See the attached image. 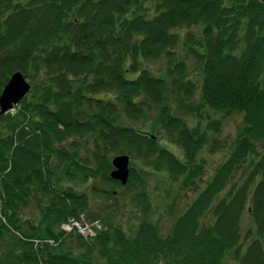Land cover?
<instances>
[{"label":"trees","instance_id":"obj_1","mask_svg":"<svg viewBox=\"0 0 264 264\" xmlns=\"http://www.w3.org/2000/svg\"><path fill=\"white\" fill-rule=\"evenodd\" d=\"M194 27L199 36L187 37L199 45L189 50L202 82L200 104L190 108L200 120L189 127L172 108L164 77L181 63L157 76L143 62L172 61L181 30ZM15 72L36 87L19 115L0 114V251L7 244L0 264H226L227 256L264 264L263 0H0V95ZM184 87L190 92L193 84ZM100 93L109 100L97 98ZM153 106L182 159L123 122L143 118ZM205 108L243 113L244 121L229 156L167 234L149 218L132 234L115 225L90 238L62 230L69 218L89 211L87 193L74 185L97 178L124 188L134 179L142 184L132 167L125 186L110 177L109 155H124L125 146L156 156L183 189L197 187L205 174L200 152L213 147L210 133L221 131ZM25 122L30 127L18 131ZM250 196L255 226L243 239ZM139 197L147 214L149 202ZM32 199L38 224L22 218ZM69 236L81 253L66 249Z\"/></svg>","mask_w":264,"mask_h":264},{"label":"rangeland","instance_id":"obj_2","mask_svg":"<svg viewBox=\"0 0 264 264\" xmlns=\"http://www.w3.org/2000/svg\"><path fill=\"white\" fill-rule=\"evenodd\" d=\"M200 31L198 27L181 30L182 38L177 48L176 56L172 61L164 57L156 60L147 59L143 62L144 66L157 76L165 75L164 71L168 67L181 63L173 70L174 72L172 74L168 73V75L164 77L168 82L171 106L176 114L181 116L189 127H195L198 124V120H200L194 117V112H192L190 108L200 104L199 92L202 82V71L199 68L200 63L189 50L191 47L199 49V45L192 44L194 39L192 40L191 37H187V33L191 32L199 36ZM182 61L184 64H182ZM134 76L135 75L131 77ZM27 80L35 89L36 84L29 78ZM187 82L193 84V88L190 89V92L185 91L184 86ZM96 97L109 100V94L100 93L97 94ZM22 111V105H20L14 110H11L10 114L12 116H17ZM206 111L209 112V115H212V118L216 117L219 119L221 122V131L218 133H210L209 142H211L209 144L213 145V147L206 146L200 152L198 160L204 162L205 174L202 180L198 182L197 187L183 189L180 181H172L167 173L165 164L162 162L158 163L156 156L144 158L139 156L130 147L125 146L123 149L124 154L131 158V167L143 178L142 184L139 179H137L138 183H136V179H134L135 183L132 187L124 188L110 182H105L101 178H97L83 185H74L79 192L87 193L89 197L90 207L88 213L85 214V218L89 221H100L102 229L104 228V230L107 225L120 226L127 234L135 232L139 223L144 218H149L158 222L162 232L167 234L172 229L176 219L187 209L188 205L205 187L206 182L214 174L216 168L229 156L244 121L243 113L236 112L224 114L220 112L216 113L214 110L209 111L208 108L203 109V113ZM157 113V107L153 106L152 109L146 110L143 118L136 120L124 116L123 122L138 132L151 136L156 141V147L158 149L169 150L177 158L182 159V148L157 122ZM202 123H205V121H202ZM28 126L30 127V123L28 122L20 124L18 126V131L27 129L26 127ZM86 146L88 151L93 150V141L86 143ZM85 149L81 150V154L84 153L83 151H85ZM117 155L122 154L118 152L110 153V160ZM66 183L68 184V182H65V184ZM104 191H107L108 194L103 193ZM227 192L228 190L222 193L221 196H224ZM141 193L145 195L150 205L147 214L145 213L146 211H144V207L141 205V197H139ZM251 200L252 196H250L248 201L249 204H247L248 207L241 217L243 239H245L250 229L255 226L249 211L252 203ZM22 218L30 220L34 224H38L40 221V209L37 200L32 199L29 202L28 206L22 212ZM209 221L207 216L202 219L204 225L208 224ZM243 244H247L245 240ZM3 245L4 246H1L0 257L7 252V244L4 243ZM67 246L66 249H69V251L75 254H79L82 251L77 247L75 242H72L71 236H69ZM17 250V253H19L22 251V248L18 247ZM11 258L13 259L12 256ZM225 263L237 264L231 256L226 257Z\"/></svg>","mask_w":264,"mask_h":264},{"label":"water","instance_id":"obj_3","mask_svg":"<svg viewBox=\"0 0 264 264\" xmlns=\"http://www.w3.org/2000/svg\"><path fill=\"white\" fill-rule=\"evenodd\" d=\"M30 91L31 85L23 74L21 72L14 73L0 95V113L6 114L15 104L21 102ZM130 163L131 159L128 155L115 156L111 161L114 169L110 177L123 186L127 185L131 172Z\"/></svg>","mask_w":264,"mask_h":264},{"label":"built area","instance_id":"obj_4","mask_svg":"<svg viewBox=\"0 0 264 264\" xmlns=\"http://www.w3.org/2000/svg\"><path fill=\"white\" fill-rule=\"evenodd\" d=\"M100 228L101 226L98 221L89 223L86 222L83 217L80 221L72 220L69 224L63 225V229L66 232H71L76 229L84 238L94 237L96 235V230Z\"/></svg>","mask_w":264,"mask_h":264},{"label":"bare ground","instance_id":"obj_5","mask_svg":"<svg viewBox=\"0 0 264 264\" xmlns=\"http://www.w3.org/2000/svg\"><path fill=\"white\" fill-rule=\"evenodd\" d=\"M16 73V72H15ZM22 73V72H21ZM14 74V73H13ZM12 74V75H13ZM23 74V73H22ZM12 75L10 76V78L12 77ZM23 76L25 77V75L23 74ZM10 78H9V80H10ZM26 78V77H25ZM9 80H8V82H9ZM26 80H27V78H26ZM7 82V83H8ZM27 82L29 83V81L27 80ZM30 84V83H29ZM31 85V84H30ZM31 88H32V85H31ZM21 105V102H19L18 104H15L6 114H10L11 113V110H14L17 106H20ZM1 114V113H0ZM11 115V114H10ZM12 116V115H11ZM72 220H77V218L76 217H71V218H69L68 219V221L67 222H65L66 224H69ZM79 235H81L82 237H83V235L82 234H80L79 233ZM50 242V244L51 245H53V241H49Z\"/></svg>","mask_w":264,"mask_h":264}]
</instances>
